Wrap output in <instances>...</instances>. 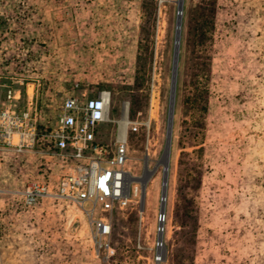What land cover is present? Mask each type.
<instances>
[{"label": "rangeland", "instance_id": "374dc122", "mask_svg": "<svg viewBox=\"0 0 264 264\" xmlns=\"http://www.w3.org/2000/svg\"><path fill=\"white\" fill-rule=\"evenodd\" d=\"M179 19L163 264H264V0H0L4 264H154L161 168L143 215L134 195L114 213L113 259L93 248L77 212L50 199L28 206L18 193L46 172L60 175L49 137L39 133L56 126L66 96L85 90H109L111 121H123L127 106V120L141 123L129 133L128 166L149 181L147 148L154 167L168 141ZM5 111L38 114L32 146L20 151L13 138L9 145Z\"/></svg>", "mask_w": 264, "mask_h": 264}, {"label": "built area", "instance_id": "2783aa9c", "mask_svg": "<svg viewBox=\"0 0 264 264\" xmlns=\"http://www.w3.org/2000/svg\"><path fill=\"white\" fill-rule=\"evenodd\" d=\"M85 91V96L79 92L66 96L61 103L56 126L50 132L44 129L39 133L42 137H49L52 156L60 163V175L49 176L46 172L41 180L30 182L18 195L28 206L50 199L76 210L85 219L93 248L103 249L105 257L113 259L116 255L111 239L114 213L127 209L133 203L132 196L138 188L142 191L143 183L146 191L161 168L160 206L150 250L154 264H163L168 257L166 240L169 228V195L164 194L163 189L164 176H169L170 165L162 166L166 147L154 167L150 165L147 148L143 175L145 172L152 175L145 183L142 175H135L128 166L131 161L129 133H137L141 123H130L125 135H120L119 120L110 119L112 95L109 90L101 89L94 94ZM37 116L35 114L34 118L31 112H25L19 118H13L10 111L3 113L1 119L5 125L1 122V126L5 129L9 145H13V135L18 134L19 143L13 146L19 147L20 151L25 146H32L38 136ZM109 123L117 125L115 133H112ZM103 130L108 134H103ZM140 204V213L143 214L146 206L143 202ZM1 244L0 230V264H4Z\"/></svg>", "mask_w": 264, "mask_h": 264}, {"label": "bare ground", "instance_id": "6f19581e", "mask_svg": "<svg viewBox=\"0 0 264 264\" xmlns=\"http://www.w3.org/2000/svg\"><path fill=\"white\" fill-rule=\"evenodd\" d=\"M180 21H181V19L178 20L177 26H176L175 57H174L175 64H174V67H173L174 68V74H172V75H174V77H175V74H176L175 69H176V65L178 64V61H179V52H180V42H181V28H180V26L182 24L181 23L182 21L181 22ZM85 95L86 94H84L83 96H85ZM173 97H174V94H172V96L170 98V99H172V102L174 100ZM175 101H176V94H175ZM158 107L159 106L157 105V102L155 101V99H153L152 100V105H151V111H150V119L151 120H157L158 119V110H159ZM127 111H128V109H127V106H126V107H124V118L122 119L123 121L119 120L120 135H125L127 126L130 125V123H135V122L129 121V118L127 120V113H128ZM173 111H174L173 110V106L171 104L170 113H169V124H168V141H167V145H166V147H168V151H167V155H166L167 156L166 157V163H165V165H162L163 167H167L168 165H170V153L172 151L171 150L172 146H171V144L169 145V143H170L169 142V138H170L171 131H172V134H173V126H172V124H173V122H172ZM173 121H174V119H173ZM12 138H13V141H14L15 144L19 141V137H18L17 134H15ZM163 160H164V157H163ZM144 188H145V186H144V183H143L142 191L140 192V189L138 188L137 191L134 194V196L135 197H139L141 202H143V203H145L146 202V198H148L150 196L149 190L147 189L145 191ZM163 192H164V194L167 193V195H169L168 194V192H169V176H168V174L167 175L165 174V176H164V189H163ZM70 210H74V209L71 208ZM74 211L77 212L76 210H74Z\"/></svg>", "mask_w": 264, "mask_h": 264}, {"label": "water", "instance_id": "95a60500", "mask_svg": "<svg viewBox=\"0 0 264 264\" xmlns=\"http://www.w3.org/2000/svg\"><path fill=\"white\" fill-rule=\"evenodd\" d=\"M182 7H183V5L181 6V7H179V9H180V11L182 10ZM181 22V21H180ZM182 23V22H181ZM180 23V24H181ZM180 28H181V26H180ZM180 42V41H179ZM178 42V43H179ZM174 57H175V54H174ZM174 64H175V61H174ZM174 67V66H173ZM175 72H176V74H175V77H174V75H172V84H171V94H170V98H171V96H172V94H174V100H173V102H172V99H170V106H171V104H172V106H173V110H174V107H175V94H176V86H177V75H178V64L176 65V69H175ZM173 74H174V68H173ZM174 90V91H173ZM173 119H174V111H173V115H172V122L174 123V121H173ZM172 126H173V124H172ZM169 145L171 144V142H172V131H171V134H170V138H169Z\"/></svg>", "mask_w": 264, "mask_h": 264}]
</instances>
